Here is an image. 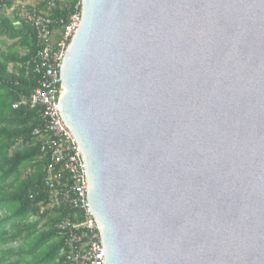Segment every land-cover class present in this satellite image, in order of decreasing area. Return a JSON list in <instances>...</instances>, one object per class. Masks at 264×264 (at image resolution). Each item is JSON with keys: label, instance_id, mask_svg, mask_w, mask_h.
I'll return each mask as SVG.
<instances>
[{"label": "water", "instance_id": "95a60500", "mask_svg": "<svg viewBox=\"0 0 264 264\" xmlns=\"http://www.w3.org/2000/svg\"><path fill=\"white\" fill-rule=\"evenodd\" d=\"M59 117L102 264H264V0H82Z\"/></svg>", "mask_w": 264, "mask_h": 264}, {"label": "trees", "instance_id": "16d2710c", "mask_svg": "<svg viewBox=\"0 0 264 264\" xmlns=\"http://www.w3.org/2000/svg\"><path fill=\"white\" fill-rule=\"evenodd\" d=\"M19 0H0V38L12 42L24 54L0 55V247L17 244L16 249H0V264H55L63 249L62 237L55 228L62 217H69L70 210L56 209L49 216L41 211L40 203L46 198L42 181L48 156L40 150V140L33 135L42 129L38 109L27 103L12 109L22 97L26 101L37 86L31 62L38 50L36 33L32 26L17 17L6 14ZM77 0H65L50 12L56 22H67ZM41 3L39 9L43 10ZM16 66L9 71V65ZM30 172L22 177V171ZM30 218L36 219L29 222ZM45 220L37 229L38 221ZM15 257V261L8 259Z\"/></svg>", "mask_w": 264, "mask_h": 264}, {"label": "built area", "instance_id": "2783aa9c", "mask_svg": "<svg viewBox=\"0 0 264 264\" xmlns=\"http://www.w3.org/2000/svg\"><path fill=\"white\" fill-rule=\"evenodd\" d=\"M81 1H76L66 23L62 19L56 22L50 16V12L65 0H41L43 10L16 1L8 9L32 26L39 46L31 62L32 72L38 77L37 86L27 101L21 97L11 108L17 109L20 104L27 103L31 109H38L42 121V129L33 130V135L40 140V150L48 156L42 181L46 198L40 203L41 211L53 216L56 209L63 208L71 214L55 225L63 246L55 264L103 263L99 231L85 199L84 165L57 108L59 68L81 19Z\"/></svg>", "mask_w": 264, "mask_h": 264}, {"label": "rangeland", "instance_id": "374dc122", "mask_svg": "<svg viewBox=\"0 0 264 264\" xmlns=\"http://www.w3.org/2000/svg\"><path fill=\"white\" fill-rule=\"evenodd\" d=\"M19 2L20 3H24V4H26V5H28V6H37V7H39L38 5H39V3H38V0H19ZM6 14L8 15V16H10V13L9 12H7L6 11ZM12 46L11 45H8V43L4 40V38H0V55L1 54H6V53H9L10 51L11 52H13V50L15 51V50H20V48H18V47H14V48H11ZM18 48V49H17ZM10 50V51H9ZM30 172V170H29V168H27V169H24L23 171H22V177H24L26 174H28ZM36 219H34V218H30L29 219V222H33V221H35ZM44 221L45 220H39L38 221V226H37V229L38 230H41L42 228H43V223H44ZM16 247H17V244H13V245H10V246H8V247H4V248H2V247H0V249H7V248H12V249H16ZM13 261H15V257H12V258H10V259H8V262H13Z\"/></svg>", "mask_w": 264, "mask_h": 264}, {"label": "crops", "instance_id": "0c3cea01", "mask_svg": "<svg viewBox=\"0 0 264 264\" xmlns=\"http://www.w3.org/2000/svg\"><path fill=\"white\" fill-rule=\"evenodd\" d=\"M38 3H39V5H40V4H41V0H38ZM7 12H9L10 15H11L12 13H15V12H12V13H11L10 11H7ZM4 40L8 43V45H11V46H12V42H11V41H8V40H6V39H4ZM11 48H13V47H11ZM17 49H18V48H17ZM9 51H10V50H9ZM9 53H16V54L22 56V55L24 54V51L20 49L19 51H18V50H15V51L13 50V52L10 51ZM16 69H17V68H16V66H15L14 64H10V65H9V68H8L9 71H15Z\"/></svg>", "mask_w": 264, "mask_h": 264}]
</instances>
